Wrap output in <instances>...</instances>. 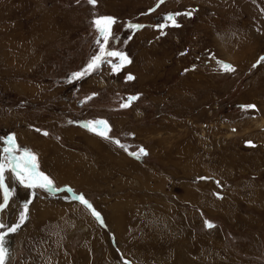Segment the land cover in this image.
<instances>
[{"label": "rangeland", "instance_id": "374dc122", "mask_svg": "<svg viewBox=\"0 0 264 264\" xmlns=\"http://www.w3.org/2000/svg\"><path fill=\"white\" fill-rule=\"evenodd\" d=\"M0 224L4 264H264V0H0Z\"/></svg>", "mask_w": 264, "mask_h": 264}, {"label": "bare ground", "instance_id": "6f19581e", "mask_svg": "<svg viewBox=\"0 0 264 264\" xmlns=\"http://www.w3.org/2000/svg\"><path fill=\"white\" fill-rule=\"evenodd\" d=\"M189 1V0H188ZM234 59V58H233ZM234 61V60H233ZM152 79H154V78H152ZM151 78H142V82H144V81H151L152 80ZM148 85V84H147ZM79 133H81V134H83V139L86 141V143L87 144H90V145H92L93 147H95V148H97V149H99V150H102V147H109L108 145H105V144H103V143H100L99 141H97L96 139H94V138H92L88 133H84L83 131H79ZM75 135L76 133H68V136L70 137L71 135ZM78 134V133H77ZM26 137V136H25ZM74 137V136H73ZM42 144H41V146H40V150H39V152H40V154H41V152L42 153H44L45 152V150H46V147H51L50 145H52L53 147H55L56 148V150H57V152H56V154H62V152L63 151H61V149H59L58 147H57V145H55V144H51V143H49V142H41ZM55 145V146H54ZM102 146V147H101ZM52 147V148H53ZM112 148V147H111ZM109 149V148H108ZM113 149V148H112ZM54 151V150H53ZM65 151V150H64ZM113 151L116 153V154H119V152H117L115 149H113ZM38 152V153H39ZM55 152V151H54ZM99 153H100V151H98ZM64 153H66V152H64ZM68 154V153H67ZM55 157H59V155L57 156H55ZM63 157V156H62ZM58 159V158H57ZM57 159H55V160H57ZM59 161V160H58ZM129 160L127 159L126 160V162L128 163V164H132L131 162H128ZM87 163V162H86ZM55 163H51V161L49 160L48 161V165H51L52 167L51 168H55L56 169V167H55V165H54ZM79 164H81V163H79ZM81 165H83V167H78V168H75L74 170H71V171H73V172H75V171H77V170H79L80 171V174H78V175H80V176H84L85 175V173H87V170H88V166L87 165H85V164H81ZM128 166V165H127ZM89 167H91V165H89ZM59 169H62L61 167L59 168ZM65 169V168H64ZM87 169V170H86ZM78 172V171H77ZM68 175V174H67ZM90 175V174H89ZM71 176V175H70ZM76 177H72V179H73V181L74 182H72L74 185L76 184L75 182H79L78 180H79V177L77 176V175H75ZM89 177V176H88ZM64 180H65V178H63ZM65 181H67V180H65ZM81 222V221H80ZM4 227H6V226H3V225H1L0 224V232H2V235H0V264H4V261H7L9 258H11V256H12V242H13V240H12V236H13V232H11L10 231V229L7 227V230H4ZM1 230H3V231H1ZM9 238H11V240H9ZM15 250V249H14ZM6 264V263H5Z\"/></svg>", "mask_w": 264, "mask_h": 264}, {"label": "crops", "instance_id": "0c3cea01", "mask_svg": "<svg viewBox=\"0 0 264 264\" xmlns=\"http://www.w3.org/2000/svg\"><path fill=\"white\" fill-rule=\"evenodd\" d=\"M55 148V147H54ZM56 152H57V150H55V152H54V154L53 155H57L56 154ZM52 155V156H53ZM102 157V156H101ZM50 159H52V157L50 156L49 157ZM53 158H54V156H53ZM63 158V157H62ZM57 159V158H56ZM101 160L103 159V158H100ZM101 162H103V160L101 161ZM53 163H55L54 165H55V167L57 168H67L68 166H69V164L70 163H68V162H64L62 159H60L59 161H56L55 159H54V161H53ZM49 166V169L53 172L54 170L51 168L52 166L51 165H48ZM79 174H80V171H79ZM58 179V178H57ZM61 179V178H60ZM166 205V207H164V208H166V209H163L162 208V210H168L167 212H169V205H171L170 203L169 204H165Z\"/></svg>", "mask_w": 264, "mask_h": 264}, {"label": "water", "instance_id": "95a60500", "mask_svg": "<svg viewBox=\"0 0 264 264\" xmlns=\"http://www.w3.org/2000/svg\"><path fill=\"white\" fill-rule=\"evenodd\" d=\"M245 146H250L251 147V146H255V145L252 142H246Z\"/></svg>", "mask_w": 264, "mask_h": 264}]
</instances>
